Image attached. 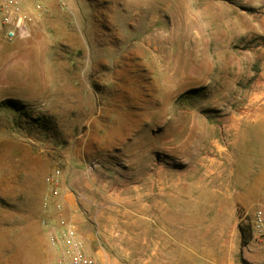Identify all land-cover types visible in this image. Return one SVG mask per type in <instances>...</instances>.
I'll return each instance as SVG.
<instances>
[{
  "label": "rangeland",
  "instance_id": "obj_1",
  "mask_svg": "<svg viewBox=\"0 0 264 264\" xmlns=\"http://www.w3.org/2000/svg\"><path fill=\"white\" fill-rule=\"evenodd\" d=\"M19 1L0 264H60L70 228L97 264H264V0Z\"/></svg>",
  "mask_w": 264,
  "mask_h": 264
},
{
  "label": "built area",
  "instance_id": "obj_2",
  "mask_svg": "<svg viewBox=\"0 0 264 264\" xmlns=\"http://www.w3.org/2000/svg\"><path fill=\"white\" fill-rule=\"evenodd\" d=\"M0 34L9 40L30 36V29L19 0H0ZM60 174L57 169L49 175L48 180L54 182ZM254 229L264 236V203L254 213ZM50 242L58 247L60 264H97L87 256L81 241L70 228L63 235L50 232ZM62 246V247H61Z\"/></svg>",
  "mask_w": 264,
  "mask_h": 264
},
{
  "label": "trees",
  "instance_id": "obj_3",
  "mask_svg": "<svg viewBox=\"0 0 264 264\" xmlns=\"http://www.w3.org/2000/svg\"><path fill=\"white\" fill-rule=\"evenodd\" d=\"M242 235H243V238H244V244L248 242V237H246V233L244 231V229H242Z\"/></svg>",
  "mask_w": 264,
  "mask_h": 264
},
{
  "label": "crops",
  "instance_id": "obj_4",
  "mask_svg": "<svg viewBox=\"0 0 264 264\" xmlns=\"http://www.w3.org/2000/svg\"><path fill=\"white\" fill-rule=\"evenodd\" d=\"M25 5H26L25 6L26 8H29V4L28 3H25ZM263 246H264V244H263Z\"/></svg>",
  "mask_w": 264,
  "mask_h": 264
}]
</instances>
